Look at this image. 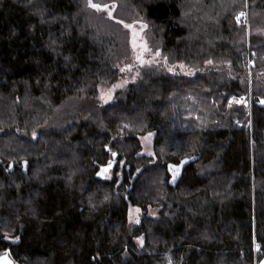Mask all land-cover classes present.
Masks as SVG:
<instances>
[{"label": "trees", "instance_id": "obj_1", "mask_svg": "<svg viewBox=\"0 0 264 264\" xmlns=\"http://www.w3.org/2000/svg\"><path fill=\"white\" fill-rule=\"evenodd\" d=\"M6 251L261 264L264 0H0Z\"/></svg>", "mask_w": 264, "mask_h": 264}, {"label": "rangeland", "instance_id": "obj_2", "mask_svg": "<svg viewBox=\"0 0 264 264\" xmlns=\"http://www.w3.org/2000/svg\"><path fill=\"white\" fill-rule=\"evenodd\" d=\"M134 30H135V33L138 32L136 28ZM129 68L131 67L127 65H122V70L124 72H123L122 79L119 81V83H125L126 82L125 80L129 79V74H130V71L128 70ZM115 86L116 85L108 86V87L103 86L101 88L100 93H101L102 100L106 101V100L111 99ZM142 142H143V152L147 154H152L153 153V134L148 133L144 135L142 137ZM140 210L141 209L137 206H133L130 208V217L132 218V220L134 221L139 220ZM261 264H264V261H262Z\"/></svg>", "mask_w": 264, "mask_h": 264}, {"label": "water", "instance_id": "obj_3", "mask_svg": "<svg viewBox=\"0 0 264 264\" xmlns=\"http://www.w3.org/2000/svg\"><path fill=\"white\" fill-rule=\"evenodd\" d=\"M90 2L92 3V0H90ZM93 5L96 4L93 3ZM8 262H10V264H15V260L11 257L9 251H6L0 255V264H8Z\"/></svg>", "mask_w": 264, "mask_h": 264}, {"label": "snow or ice", "instance_id": "obj_4", "mask_svg": "<svg viewBox=\"0 0 264 264\" xmlns=\"http://www.w3.org/2000/svg\"><path fill=\"white\" fill-rule=\"evenodd\" d=\"M93 7H98L97 5H92ZM6 259V258H5ZM8 264H10V262H8Z\"/></svg>", "mask_w": 264, "mask_h": 264}, {"label": "bare ground", "instance_id": "obj_5", "mask_svg": "<svg viewBox=\"0 0 264 264\" xmlns=\"http://www.w3.org/2000/svg\"><path fill=\"white\" fill-rule=\"evenodd\" d=\"M241 99H244L243 97Z\"/></svg>", "mask_w": 264, "mask_h": 264}, {"label": "built area", "instance_id": "obj_6", "mask_svg": "<svg viewBox=\"0 0 264 264\" xmlns=\"http://www.w3.org/2000/svg\"><path fill=\"white\" fill-rule=\"evenodd\" d=\"M243 14H245V12Z\"/></svg>", "mask_w": 264, "mask_h": 264}]
</instances>
